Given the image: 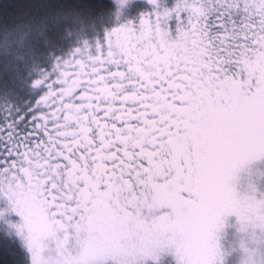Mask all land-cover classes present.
I'll list each match as a JSON object with an SVG mask.
<instances>
[{
  "label": "snow or ice",
  "instance_id": "1",
  "mask_svg": "<svg viewBox=\"0 0 264 264\" xmlns=\"http://www.w3.org/2000/svg\"><path fill=\"white\" fill-rule=\"evenodd\" d=\"M35 71L39 98L0 107V193L31 264H211L223 216L264 229V197L232 184L264 156V0H176Z\"/></svg>",
  "mask_w": 264,
  "mask_h": 264
},
{
  "label": "trees",
  "instance_id": "2",
  "mask_svg": "<svg viewBox=\"0 0 264 264\" xmlns=\"http://www.w3.org/2000/svg\"><path fill=\"white\" fill-rule=\"evenodd\" d=\"M175 4L176 0H156L155 3L151 0H124L123 3L119 0H0V88L10 93L0 96V107L5 101L39 98L42 90L33 89L30 85L38 75L35 71L37 66L50 70L56 57H67L85 41L95 45L103 41L113 28L130 21L134 23L144 13L154 15L156 11L171 9ZM167 26L170 34L175 36L174 15ZM161 27L165 25L162 23ZM29 69H32L31 75L28 74ZM253 162L262 167L264 174V156L243 166L250 170L248 165ZM11 208L8 197L0 193V212L9 216L12 222L21 223L22 218ZM235 219L237 223L241 221L237 216ZM222 220L223 225L217 230L214 241L219 249V259L217 255L211 264H232L228 258L225 259L233 251L231 240L236 241L251 229V226L248 229V226L235 224L231 213L223 216ZM256 232H262V261L250 264H264V229ZM140 261L141 264H183L174 248L158 252L155 259L148 256ZM0 264H31L30 252L15 229L9 235L0 232ZM93 264L118 262L109 257Z\"/></svg>",
  "mask_w": 264,
  "mask_h": 264
},
{
  "label": "rangeland",
  "instance_id": "3",
  "mask_svg": "<svg viewBox=\"0 0 264 264\" xmlns=\"http://www.w3.org/2000/svg\"><path fill=\"white\" fill-rule=\"evenodd\" d=\"M253 163L248 165L250 170H248V168L245 166H241L240 169L235 173L232 179V184L238 196H255L257 199H260L264 197V174L262 173V167H260V165L257 166L256 162ZM231 216H233L235 224H241L243 227L248 226V229L251 226V229L239 236L237 238L238 240H231V244H233V251L232 253H229L225 259L228 258L232 264H250L251 262L255 261L261 262L263 252L262 232L257 233L256 231L260 232L262 229L259 227H254L251 224L245 225L244 223L243 225L241 221L237 223L235 219V213H231ZM13 223H19V221L14 220ZM232 227H235L233 223ZM141 258L142 257L137 258V264H141ZM147 258L148 257H145V260ZM218 259L216 263L219 262Z\"/></svg>",
  "mask_w": 264,
  "mask_h": 264
},
{
  "label": "clouds",
  "instance_id": "4",
  "mask_svg": "<svg viewBox=\"0 0 264 264\" xmlns=\"http://www.w3.org/2000/svg\"><path fill=\"white\" fill-rule=\"evenodd\" d=\"M21 205L24 208L26 214H29L33 219H39L41 214L40 202L34 199L33 195L28 192H24L19 197ZM14 224L9 216H0V232H4L5 235H9L13 229L10 225Z\"/></svg>",
  "mask_w": 264,
  "mask_h": 264
}]
</instances>
